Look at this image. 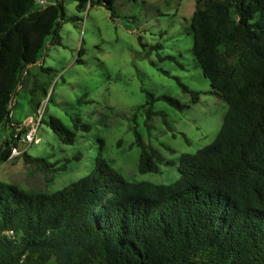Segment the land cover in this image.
I'll list each match as a JSON object with an SVG mask.
<instances>
[{
  "label": "trees",
  "instance_id": "trees-1",
  "mask_svg": "<svg viewBox=\"0 0 264 264\" xmlns=\"http://www.w3.org/2000/svg\"><path fill=\"white\" fill-rule=\"evenodd\" d=\"M74 1L78 11L99 5L114 16V0ZM63 20L61 0L44 9L35 0H0V163L10 156L9 123L20 124L9 103L30 67L55 72L38 63L48 39L62 44ZM190 28L195 61L227 104L214 140L177 163L164 162L136 133L139 173H158L163 162L176 166L179 178L169 185L129 182L103 158L53 193L0 181V264H264V0H195ZM177 83L198 101L197 92ZM32 86L31 93L46 94L38 74ZM147 97L150 104L186 107L171 96ZM41 122L67 145L75 143V131L91 129L78 115L75 131L57 118Z\"/></svg>",
  "mask_w": 264,
  "mask_h": 264
},
{
  "label": "rangeland",
  "instance_id": "rangeland-1",
  "mask_svg": "<svg viewBox=\"0 0 264 264\" xmlns=\"http://www.w3.org/2000/svg\"><path fill=\"white\" fill-rule=\"evenodd\" d=\"M61 2L62 44L48 39L41 59L43 67L55 72L38 73V65L28 69L14 96L11 117L23 122L35 115L37 105L45 104V121L57 118L75 131L72 118L78 115L91 129L75 131V143L67 145L41 123L39 143L25 152L45 158L49 169L25 162L21 154L0 163V181L28 192L53 193L87 176L103 158L129 182L174 183L177 168L164 162L177 163L181 154L209 145L227 112L192 52L195 0H114L113 17L104 6L78 11L76 1ZM34 74L47 95L41 89L30 92ZM177 80L199 94L196 103ZM147 93L171 96L186 107L179 110L163 100L150 104ZM149 108L154 112L150 117ZM136 133L163 157L158 173H139ZM99 139L104 141L102 150ZM63 165L65 170L54 172Z\"/></svg>",
  "mask_w": 264,
  "mask_h": 264
},
{
  "label": "built area",
  "instance_id": "built-area-1",
  "mask_svg": "<svg viewBox=\"0 0 264 264\" xmlns=\"http://www.w3.org/2000/svg\"><path fill=\"white\" fill-rule=\"evenodd\" d=\"M60 0H35V7L38 9H44L48 5L55 4ZM25 74V73H24ZM20 86H18L19 88ZM14 104V99L9 103L8 108L11 110ZM45 104H40L35 112L34 116H28L23 122L15 125L14 123H9L12 127L11 133V147L10 156L16 157L25 152V149L32 144H38L39 138L36 137V133L41 125V120L44 114ZM11 116V113H10Z\"/></svg>",
  "mask_w": 264,
  "mask_h": 264
},
{
  "label": "crops",
  "instance_id": "crops-1",
  "mask_svg": "<svg viewBox=\"0 0 264 264\" xmlns=\"http://www.w3.org/2000/svg\"><path fill=\"white\" fill-rule=\"evenodd\" d=\"M40 64H43V63H42V60L40 61Z\"/></svg>",
  "mask_w": 264,
  "mask_h": 264
}]
</instances>
